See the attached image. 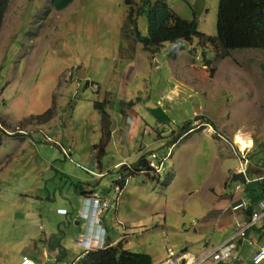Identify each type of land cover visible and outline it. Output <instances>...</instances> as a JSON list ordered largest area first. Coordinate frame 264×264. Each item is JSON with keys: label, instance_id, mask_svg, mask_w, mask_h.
Instances as JSON below:
<instances>
[{"label": "rangeland", "instance_id": "rangeland-1", "mask_svg": "<svg viewBox=\"0 0 264 264\" xmlns=\"http://www.w3.org/2000/svg\"><path fill=\"white\" fill-rule=\"evenodd\" d=\"M51 1L10 0L0 29V264H18L22 254L35 258L32 251L35 244L43 246L44 232L58 233L48 237L50 243L61 239L58 225L69 233L68 216L56 208L67 206L73 215L82 187L101 184L116 195L109 174L96 178L94 145L102 137L97 102L113 115L127 108L137 120L159 124L146 151L167 155L160 180L153 169L126 179L119 216L114 205L110 211L117 222L111 236H122L126 248L154 260L168 245L179 250L198 236L194 222L226 202L227 179L224 192L238 195L231 180L239 167L237 132L251 138L249 155L264 154V49L223 53L217 41L219 0H204L200 15L194 8L200 0H168L182 18L199 22L177 54L171 42L151 52L137 40L128 15L131 8L137 12L140 0H74L59 11ZM134 17L147 34V17ZM81 69L85 78L79 77ZM125 99L134 103L122 106ZM188 121L193 129L172 144ZM138 147L120 144L101 163L133 159ZM117 170L110 175L116 178ZM118 217L128 227L126 235ZM223 238L216 232L209 248ZM262 244L264 234L250 246L245 238L238 252L242 261L222 264H253L251 253ZM79 252L74 249V256Z\"/></svg>", "mask_w": 264, "mask_h": 264}, {"label": "crops", "instance_id": "crops-1", "mask_svg": "<svg viewBox=\"0 0 264 264\" xmlns=\"http://www.w3.org/2000/svg\"><path fill=\"white\" fill-rule=\"evenodd\" d=\"M125 101L129 102L127 99L122 100L121 101L122 106H123L122 102L125 103ZM122 111H123V115L121 116L118 114L113 115L108 111V113L111 115V118H112L111 119V138H110V141L108 143V146H107V149L104 155L110 153V156H111L112 153L110 152V150L114 148L117 149L120 144L122 146L129 145L131 148H137L139 146L138 149L136 150L139 153L134 154L135 156L132 157L133 159H127L126 157L123 158L121 156L119 159H116L115 157H113V160L111 161V163H108L107 165H103L101 163V158L98 159L100 163L98 164L97 169L95 171V173L97 174L96 178L98 176H100L98 178H102L103 176L109 174L112 180L113 181L115 180L114 184L118 177L117 176L115 178V176L113 177V175L112 176L110 175L114 169H118L117 174H119L120 167H122L123 165L131 166L133 163H136L144 155L147 156L148 160H150L151 154L155 151L154 150L146 151V148L147 146H150L152 144L151 142L152 139H150L151 137L156 139L154 137L155 129L160 127L159 124L153 127L146 120H142V118H140V120H137L135 116V112L132 111V109L128 111L126 108V109H123ZM101 130H102L101 136L103 137L104 130H103L102 118H101ZM163 132L164 131H162V136L157 138L158 140L164 138ZM159 133L160 132L156 130V134L159 135ZM206 134L208 136H211V134L209 133H206ZM169 140L170 138L167 137L166 141L169 142ZM214 141L218 143L217 140H214ZM168 142L167 144H169ZM236 155L239 160V156L237 152H236ZM256 155L258 156V158L254 160V157ZM256 155H251V154L249 155L250 163L248 164V168H247V176L249 179H251V181L248 183L245 181L247 183L246 184L245 182H241L240 180H238L236 183V190L238 192V195H236L235 192H234L235 194L234 193L226 194L224 192L225 188L229 186L227 184L228 183V179H227L225 183L223 184V189H222L223 194H224L223 197L227 198L226 202L222 204L221 206H218V204L215 203L216 205L211 210L206 211V213H204L208 215L204 219H202V221L194 222L197 227L196 232L198 233V236L195 238V240H193L189 244L186 243V245L180 247L179 250L175 249L174 245L172 244L168 245L166 248V254L159 255V257L156 258L155 260L151 256L154 264L164 260L167 257L169 248H172L176 253L188 252V253L198 254L203 250H212L218 247L219 245H221L222 243H224L229 238L235 236V234L238 232V224L243 223L246 220H248L249 215L247 214V212L250 210L246 211V213H243V211L241 210H234V205L240 202H246L247 204L254 207L257 204L258 199L264 195V154L256 153ZM111 166H114L113 170L111 169ZM93 168H95V166ZM239 168H240V160H239V167L237 166L235 169V172L234 171L232 172L237 173V171H239ZM232 172L230 176L232 175ZM156 174L157 175L159 174L158 179L160 180V176H161L160 172L159 173L156 172ZM169 174L171 175L172 173H169ZM152 180H155V179H152ZM100 185L93 186L90 189H85L84 187L79 189V194L81 195V201H80V204L76 212H73V215H71L70 209L67 206H58L56 208V212L61 215H67L68 216L67 225L72 226L73 228L70 230L69 233H66V231L65 230L62 231L61 226L58 225V232L61 233V239H60L61 241L58 240V238H56V240L52 243L49 242L48 237L52 235H58V233H52L51 235H48L47 233L44 232V235L46 238L45 239L42 238L41 240H39L43 243V246H39L35 244L34 246L35 248L32 251L36 255V257L33 258L28 255L22 254L23 258L18 264H20L23 261L24 257H28L34 260L36 264H53V262H55L56 264L60 261L61 262L64 261L67 257H72L71 264H76L80 256L83 253H86L88 250L102 248L106 246L108 243L116 244L121 240H125V239H121L122 236L120 235L116 236V239H114L111 236L112 230L110 229L113 227V224L117 223L116 221H113L114 217L112 216L110 211L112 210L113 205H114L115 208H117L115 214L119 216L118 205L121 200V194L116 193L114 189L116 195L112 197L109 191L108 192L103 191L102 185L101 186ZM224 185H225V188H224ZM76 192H78V190ZM95 193H98L103 197L107 196L110 198L109 206L105 208L98 215L99 219L101 220L100 224L104 228L103 230H100V232H98L97 230V226L99 224L96 220L91 221L90 219H85L83 216H81V212L84 210L85 199L93 196ZM103 193H106V194H103ZM29 213L30 211L27 212V215ZM118 220H119L118 224L120 225L123 224L124 226L123 234L126 235L125 231H127L126 230L128 228L127 225L125 226L119 217H118ZM263 229H264V220H262V222L259 223L258 226H256L255 228L247 232V235L245 236V238L248 240L247 246H250L251 244H255L257 238L259 236L261 237L264 234ZM218 231H221L224 233V238L221 240L219 244L214 245V248L210 249L209 247L211 246V243H212V237ZM63 233H65V236H67L68 238L67 246L63 244V239H64V236H62ZM95 235L97 236V238L94 237ZM170 235L166 234L165 237L169 239ZM78 238L79 239L83 238L88 243H80ZM245 238H243L242 236L235 237V242L238 243L237 249H236L237 250L236 253L238 255L240 253L239 248L243 247ZM32 239L35 240L33 236H32ZM97 241H98V244H97ZM186 242H189V241L186 240ZM262 246L264 245L263 244L259 245L258 247H256V249H253V252L251 253L252 262H253V256ZM78 248L81 250V252L75 255L76 256L75 258L73 251L74 249H78ZM234 260L242 261V259L237 260L234 258H229L227 260L221 261L218 264H222L227 261L233 262ZM260 264H264V262Z\"/></svg>", "mask_w": 264, "mask_h": 264}, {"label": "trees", "instance_id": "trees-1", "mask_svg": "<svg viewBox=\"0 0 264 264\" xmlns=\"http://www.w3.org/2000/svg\"><path fill=\"white\" fill-rule=\"evenodd\" d=\"M73 1L52 0L51 5L59 11L68 7ZM9 3L10 0H0V29ZM135 14L147 17V34H143L138 29ZM128 18L130 24L133 25L137 40L144 45L146 50L151 52L159 51L167 42H171L170 49L174 54H177L184 48L182 43L186 42L188 35L195 33L199 28L197 18L193 20L182 18L173 10L167 0H140L137 12L131 8ZM123 30L126 28L123 27ZM217 41L225 54L234 49H264V0H219ZM206 61L207 63L210 62V60ZM131 103L128 102L129 105ZM96 107L101 112L104 130L100 143L94 145V149L98 150L97 157L100 158L106 152L111 138L112 118L105 109L104 102H97ZM197 119H203V116ZM193 127L192 121L186 122L178 136L171 140L172 144L184 134H189ZM256 153L250 154L256 155ZM151 169L149 160L145 155L130 167L123 165L119 169V173L124 176L121 185L125 187L126 179L129 176ZM231 180L245 182L246 178L241 173H233ZM76 264H154V262L151 255L147 253L135 252L125 248L124 240H121L116 244L108 243L102 248L88 250L80 256Z\"/></svg>", "mask_w": 264, "mask_h": 264}, {"label": "built area", "instance_id": "built-area-1", "mask_svg": "<svg viewBox=\"0 0 264 264\" xmlns=\"http://www.w3.org/2000/svg\"><path fill=\"white\" fill-rule=\"evenodd\" d=\"M250 149L251 148L248 147L245 150H241L238 147L237 151L240 160V168L237 173L243 174L247 183L251 181V179H249L247 176V168L248 164L250 163V157L248 155ZM166 158L167 156L160 157L156 152H153L150 156L149 165L155 172L159 173L163 169ZM123 180V174L119 173L114 184V189L118 194H121L123 190L124 186L121 185ZM109 204V197H103L100 194L95 193L93 196L85 199L84 210L81 212V216L86 219H90L91 221L96 220L99 224L97 226V230L100 232V230H103L104 228L100 224L101 220L99 219L98 215L105 208H107ZM234 210H241L243 213H246L248 210L251 211V214L248 216V220L238 224V232L235 234V236L229 238L224 243L212 250H203L198 254L188 252L176 253L172 248H169L167 257L156 264H205L210 260L221 262L229 258L240 260L241 257L236 253L237 243L235 242V237H245L248 231L255 228L259 225V223L262 222L264 219V195L258 199L257 204L254 207L247 204L246 202H240L234 205ZM94 237L97 238L96 235ZM79 242L88 243L83 238H80ZM262 262H264V246H262L253 256L254 264H260ZM20 264H36V262L28 257H24Z\"/></svg>", "mask_w": 264, "mask_h": 264}, {"label": "bare ground", "instance_id": "bare-ground-1", "mask_svg": "<svg viewBox=\"0 0 264 264\" xmlns=\"http://www.w3.org/2000/svg\"><path fill=\"white\" fill-rule=\"evenodd\" d=\"M234 142L239 148L241 147V150H245L246 148L251 147L253 144L251 138L245 136L241 132H237L234 137Z\"/></svg>", "mask_w": 264, "mask_h": 264}, {"label": "water", "instance_id": "water-1", "mask_svg": "<svg viewBox=\"0 0 264 264\" xmlns=\"http://www.w3.org/2000/svg\"><path fill=\"white\" fill-rule=\"evenodd\" d=\"M127 4H130L131 3V0H126ZM195 12L200 15L203 11V8H204V0H200L198 1V3L195 5ZM79 77L81 78H85L86 77V73H85V70L81 69V72L79 73ZM248 215L251 214V211H248L247 212Z\"/></svg>", "mask_w": 264, "mask_h": 264}, {"label": "clouds", "instance_id": "clouds-1", "mask_svg": "<svg viewBox=\"0 0 264 264\" xmlns=\"http://www.w3.org/2000/svg\"><path fill=\"white\" fill-rule=\"evenodd\" d=\"M152 170V169H151Z\"/></svg>", "mask_w": 264, "mask_h": 264}]
</instances>
